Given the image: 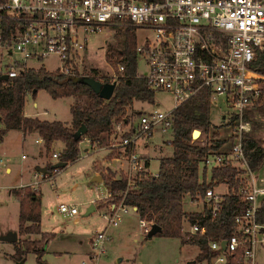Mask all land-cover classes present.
I'll return each mask as SVG.
<instances>
[{
  "label": "built area",
  "instance_id": "1",
  "mask_svg": "<svg viewBox=\"0 0 264 264\" xmlns=\"http://www.w3.org/2000/svg\"><path fill=\"white\" fill-rule=\"evenodd\" d=\"M3 20L10 21L9 27H3ZM124 29L150 33L136 44L137 61L140 58L146 68L138 74L146 79L149 89L171 93L175 107L169 112L143 111L133 119L127 115L115 119L108 144L94 148L108 149L119 164L115 178L123 177L127 188L133 187L141 174L157 175L148 170L138 147L155 133L162 135V143L170 139L173 110L202 92L209 107L217 108L221 99L231 110L227 124L233 141L228 153L208 155L204 164L214 167L230 163L244 170L245 180L238 194L246 208L234 217L228 238L208 241L213 255L206 262L257 264L256 248L264 245V165L252 170L242 144L244 134L252 130L250 115L260 113V106L264 109V67L256 65L259 55L264 54V0H6L0 3V49L11 61L4 74L13 78L28 67L29 60L55 59L53 70L83 77L89 35ZM122 70L118 64L117 71ZM116 78L115 73L112 82ZM258 116L261 127L264 118ZM169 130L170 137H163ZM260 138L264 146V134ZM58 155L52 153L56 159ZM58 171L40 176L51 178ZM34 185L37 188L39 181ZM105 199L106 204L97 208L103 211L108 226H117L128 210L135 211L123 200L115 201L111 189ZM197 200L193 202L201 204L199 212L207 209L213 217L220 209L222 194L207 189ZM57 209L73 217L74 222L79 220L77 205L60 203ZM140 223L145 233L153 224L141 219ZM205 232V226L183 217L181 233L185 240ZM107 240L105 230L90 237L95 257L103 252Z\"/></svg>",
  "mask_w": 264,
  "mask_h": 264
},
{
  "label": "trees",
  "instance_id": "2",
  "mask_svg": "<svg viewBox=\"0 0 264 264\" xmlns=\"http://www.w3.org/2000/svg\"><path fill=\"white\" fill-rule=\"evenodd\" d=\"M5 1L0 0V3ZM2 24L7 28L10 21L3 20ZM116 36L119 49L109 46L106 54V58L116 68L117 75L115 89L109 99L100 97L79 75H67L59 70L49 71L44 66L26 67L16 77L0 80V116L3 123L0 140L12 129H21L24 134L36 132L42 139L46 152L50 151L53 141H62L64 148L57 161L73 163L79 157V142L84 137L101 145L111 134L113 121L126 115L135 100L153 103L155 92L149 89L146 79L138 74L134 30H117ZM118 64L123 66L122 71H117ZM256 65L264 67L263 53L259 55ZM91 71L94 75L88 77L103 83L108 82L97 78L96 69ZM40 89L45 90L53 99L83 94L86 95V103L83 107L76 103L70 106V123L24 117L26 92L34 90L35 94ZM206 98L205 93H199L173 110V152L170 156L160 158L156 176L143 173L135 185L128 188L123 177L116 179L110 174L103 178L115 201L123 200L124 204L136 207V213L141 220L152 221L160 226L161 232L156 234L158 236H180L182 219L185 216H188L190 223L205 226L204 236H193L189 240L199 247L196 261L209 260L212 257L213 252L207 246L208 241L228 238L234 228V217L246 208V202L241 200L238 194V187L245 180L244 170L240 166L224 163L211 167L207 180L208 168L204 164V158L212 154H226L224 147L229 145L230 149L233 136L229 133L223 136L216 131H210L212 123ZM259 110L263 112V106H260ZM251 121L252 130L244 134L242 146L249 167L257 170L264 165V146H261L255 136L258 122L252 119ZM82 125L86 127V131L76 139L74 133ZM195 128L205 135L204 144L191 142L192 130ZM52 164L47 163L44 167L52 171ZM220 184L227 186V192L222 195L220 209L215 216L212 217L207 209L203 212L184 211L185 195L195 201L204 197L207 189H214ZM19 190L13 191L19 200L17 233L19 236L40 234L41 238L18 239L12 257L20 261L30 250L40 259L44 244L51 240L54 234L41 232L39 192L27 186L24 193Z\"/></svg>",
  "mask_w": 264,
  "mask_h": 264
},
{
  "label": "rangeland",
  "instance_id": "3",
  "mask_svg": "<svg viewBox=\"0 0 264 264\" xmlns=\"http://www.w3.org/2000/svg\"><path fill=\"white\" fill-rule=\"evenodd\" d=\"M134 35L136 44H141L145 37L150 36V33L134 32ZM109 46L119 49L116 31L104 30L99 34L89 35L81 70L83 75H94L91 70L96 69L97 73L95 75L97 78L108 80L106 83L112 82L116 68L106 58ZM10 61L11 57L9 54L5 50L0 49V74H4L7 71ZM27 64L33 68L43 65L45 68L52 69L57 65V61L55 59L29 60ZM145 69L143 62L139 58L137 61L138 72L142 73ZM154 92L153 103L135 100L132 107L127 110L126 115L133 119L143 111L158 110L169 112L175 107L171 93L160 90ZM33 93L34 90L26 92L25 107L27 111L32 112L34 103H36L38 111H47L46 117L49 119L57 117V119H62V121L70 117L69 104L71 101L83 107L87 99L86 95L83 94L52 99L43 89L38 90L35 94ZM218 103L219 106L217 108L210 106L209 116L212 123L210 131H216L218 134L227 136L230 132L227 123L229 122L228 118L231 110L221 99H218ZM258 114L264 118V111L251 114L250 117L258 121V129L255 131V136L261 142L260 137L264 134V125L261 124L260 127ZM170 134L169 130L163 137L168 138ZM204 137L205 135L200 133L198 137H192V140L194 143L200 144ZM171 138L172 136L168 140L164 139L162 143V135L155 133L152 138L145 141L149 143L147 152L140 147V149L138 148L140 153L149 155V169L152 173L158 171L160 157L172 154L173 147L168 144ZM108 141L102 143V146H106ZM36 146L29 138L24 143H20L15 139L0 145V158L3 161L0 164V236L7 231L18 229L19 203L17 200L12 199L10 189L11 186L19 187L22 185L24 186L13 188L12 192L20 189L19 191L24 193L26 186L39 192L42 204L41 228L54 234V237L44 244V251L41 253L40 259H38L37 254L29 250L25 255L23 264H190V262L196 261L199 254L197 244L185 240L182 233L178 237L154 235L148 238L147 233L144 232L141 226L138 214L134 210H128L117 226L107 225V221L102 216L103 211L97 208L98 204L99 207L106 204L107 199L104 196L107 193V189L103 182H93L92 177L97 168L106 165L104 161L105 153L110 157L112 156L108 149H90L86 144L80 143L78 159L59 169L57 173L53 174V178V175L51 178L46 179L39 176V185L34 189L28 182L30 179L34 182L30 172L33 170ZM85 148H88V150L85 151ZM224 150L228 153L229 145L225 146ZM42 154L45 158H49V160H46L49 163L48 161L52 158V151L45 153L43 148ZM51 160L54 161V159ZM112 164L116 166L115 162ZM7 165L12 167L11 174L5 172ZM23 168L25 172L22 171ZM207 168L208 180L211 166H207ZM115 172L118 173V170ZM110 174L114 176V173L107 170L105 176ZM216 191L226 193L227 188L218 186ZM97 196L104 198L98 201L99 198ZM183 200L185 212L201 211V204H197V202L195 203L196 205H192L187 195L184 196ZM60 203L77 205V217L79 220L74 222L73 217L61 214L57 209ZM91 204H96L95 210L86 215V211ZM184 225L188 227L187 223ZM104 230L108 240L104 243L103 252L95 257L96 253L89 239L92 236L96 237L97 233ZM20 237L19 240H22ZM15 245V242L0 240V264H18V261L12 257L16 251ZM256 262L257 264H264V245L256 248ZM194 264H207V262L206 260H200Z\"/></svg>",
  "mask_w": 264,
  "mask_h": 264
},
{
  "label": "crops",
  "instance_id": "4",
  "mask_svg": "<svg viewBox=\"0 0 264 264\" xmlns=\"http://www.w3.org/2000/svg\"><path fill=\"white\" fill-rule=\"evenodd\" d=\"M47 60V59H46ZM30 61H32V60H30ZM27 66L28 67H32L31 65H28L27 64ZM40 66H43V65H39V66H37V67H34V68H38V67H40ZM33 68V67H32ZM46 69H48L49 71H53V69H50V68H46ZM36 92H38V91H36ZM34 94V93H33ZM25 97H26V94H25ZM64 98V97H63ZM53 99V98H52ZM59 99V98H58ZM74 102H72L71 101V103L69 104V111H70V106L73 104ZM45 114L47 115V111H42V112H40V111H38V106H37V104L36 103H34V109H33V111L32 112H29V111H27L26 110V107H25V101H24V108H23V115H24V117H36V118H38V119H40V120H47V121H53V120H58V121H61V122H64V123H70L71 122V119H72V115H71V112H70V117L69 118H67V119H63V121H62V119H57V117H52L53 119H49L48 117H46L45 116ZM54 114V113H53ZM55 116H56V113H55ZM0 124H1V126H0V128H2L3 127V123H2V121H1V116H0ZM29 138V140L32 142H34V144H36L37 146H36V151H34V158H35V161H34V164H33V166H32V168H33V170L30 172V174H31V177H33L34 178V182H32V180L30 179V181L28 182V183H30V185H31V187H33L34 188V184L37 182V181H39L38 180V178H39V176H40V174H41V172H39L38 170H37V167H44V165L47 163V159L49 160V158H45L44 156H43V154H42V150H43V148H44V152L45 153H47L46 152V150H45V146H44V143H43V141H42V139L40 138V136L36 133V132H31V133H23V131L21 130V129H12V130H9V131H7L4 135H3V137H2V139L0 140V145H3V143H6V142H8L9 140H17V141H19L20 143H24L25 142V140L26 139H28ZM107 140H108V138H107ZM106 140V141H107ZM80 143H84V144H86L87 146H89L90 147V149H94V146H102V144L101 145H98V144H96V143H92L91 141H90V139H88V138H86V137H84L80 142H79V144ZM86 146V147H87ZM140 148H142V150L143 151H145V152H147V150L149 149V143H144L142 146H139ZM138 147V148H139ZM64 148V143L62 142V141H60V140H55V141H53L52 143H51V146H50V151H52V153L53 152H56V153H60L61 152V150ZM139 148V149H140ZM88 150V148H85V151H87ZM107 152V151H106ZM143 157H144V159L146 160V163H147V167H148V170L150 171V169H149V165H150V157H149V155H147V154H144V153H140ZM167 156H170V155H167ZM162 157H166V155L165 156H162ZM162 157H160V158H162ZM1 160H2V158H0ZM51 159H54V161H52ZM104 161L106 162L105 164V166H100L99 168H97V170H95V172H94V174H93V177H92V181L93 182H103L104 184H105V182H104V180H103V178H104V176H105V173L107 172V170H110L112 173H114V176L115 177H117L118 176V174L119 173H116L115 171L116 170H118V167H119V164L113 159V156H108L107 155V153H105V155H104ZM160 160V159H159ZM46 161V162H45ZM3 162V161H2ZM49 163H55V162H57V159L55 158V157H53L52 156V158H50V161H48ZM113 162H115L116 163V166H113ZM70 163H68L67 165H69ZM28 168V167H27ZM22 171L23 172H25V169L23 168L22 169ZM5 172L7 173V174H11L12 173V167L11 166H9V165H7L6 166V168H5ZM151 172V171H150ZM158 172V171H157ZM157 172H155V173H157ZM152 173V172H151ZM155 173H153V174H155ZM22 174V173H21ZM116 174V175H115ZM21 184H23V183H21ZM24 185H22V186H19V187H17V186H11V189H10V195L13 197L12 199H14V200H17V202L19 203V200H18V198L16 197V195L14 194V192H12V189L13 188H20V187H23ZM105 186H106V189H107V193H106V195L104 196V197H106L107 195H108V193L110 192V187L108 186V185H106L105 184ZM219 186H225L226 188H227V186L225 185V184H220ZM218 188V186L217 187H215L213 190H214V192L215 193H217V194H222V195H224L225 193H222V192H217L216 191V189ZM188 197H189V201H190V203H192V205H194V202L191 200V197L189 196V195H187ZM103 197V198H104ZM97 198H99V200L98 201H100L102 198H100V196H97ZM90 201H92V199H90ZM91 205H93L94 206V208L96 207L94 204H91ZM90 205V206H91ZM196 205V204H195ZM41 207H42V204H41V197H40V212H41ZM89 208V207H88ZM95 210V209H94ZM19 212V211H18ZM135 212H136V210H135ZM191 212V211H190ZM190 212H186V213H190ZM193 212V211H192ZM139 221H140V218H139ZM40 229H41V232H46V233H49V232H47V231H44V230H42V228H41V219H40ZM16 232L18 231V229L17 230H15ZM18 234V233H17ZM19 235H18V239H19ZM41 238V235L40 234H30V235H25V236H23V238H22V236L20 237V239H32V240H39ZM191 263H193V261L191 262ZM194 264V263H193Z\"/></svg>",
  "mask_w": 264,
  "mask_h": 264
},
{
  "label": "water",
  "instance_id": "5",
  "mask_svg": "<svg viewBox=\"0 0 264 264\" xmlns=\"http://www.w3.org/2000/svg\"><path fill=\"white\" fill-rule=\"evenodd\" d=\"M8 78L7 74H1L0 75V80H6ZM81 80L88 85L95 93H97L100 97L104 99H109L113 91L115 89V82H110V83H103L100 82L94 78L88 77V76H83ZM86 131V127L84 125L80 126L74 133V137L77 139L79 138L82 134H84ZM200 135V130L199 129H194L192 132V137L195 138V135ZM196 135V136H197ZM67 166L66 162H55L52 164L51 168L52 169H59V168H64ZM37 170L43 174L49 173L45 167H37ZM136 210V207H134ZM94 206L91 205L86 211V215L90 214L92 211H94ZM161 232L160 226L156 224H152L150 230L147 232V237L151 238L154 235L158 234ZM0 240L2 241H10V242H16L18 240V234L16 231H7L5 234L0 236ZM222 248H224V241L222 242ZM25 261V257L22 258L20 261H18V264H23ZM196 261L194 260L193 263ZM191 264V262H190Z\"/></svg>",
  "mask_w": 264,
  "mask_h": 264
},
{
  "label": "bare ground",
  "instance_id": "6",
  "mask_svg": "<svg viewBox=\"0 0 264 264\" xmlns=\"http://www.w3.org/2000/svg\"><path fill=\"white\" fill-rule=\"evenodd\" d=\"M196 135H197V134H196ZM196 135H195V137H198V136H199V135H197V136H196Z\"/></svg>",
  "mask_w": 264,
  "mask_h": 264
}]
</instances>
